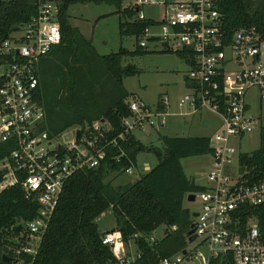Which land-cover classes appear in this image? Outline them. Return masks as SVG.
Segmentation results:
<instances>
[{
    "label": "built area",
    "instance_id": "1",
    "mask_svg": "<svg viewBox=\"0 0 264 264\" xmlns=\"http://www.w3.org/2000/svg\"><path fill=\"white\" fill-rule=\"evenodd\" d=\"M59 4L60 0H36V15L0 45V55L10 58L0 62V145L11 146L8 155L0 159V188L20 184L41 206L40 214L27 222V239L14 248V258L22 252H35L67 179L79 169L99 166L105 159L106 146L126 140L127 133L143 129L145 123L164 126L170 115L185 116L205 109L215 113L221 125L209 138L208 185L192 192L194 200L200 199L201 208L190 224L193 232L188 234V230L186 234V243L196 242V247L203 250L185 245L154 264H264V220L261 225L259 217L264 215V179L248 182L242 178L236 164L238 148L232 142L251 133L254 121L264 119V39L256 27L227 29L219 0H137L138 6L129 7L135 10V16L127 21L149 20L151 24L142 34L161 45L165 43L162 47L189 67L186 92L176 101L180 111H168L167 94L153 109L143 101L128 100L130 115L122 119L123 130L116 137L108 140L104 132L110 125L99 120L82 133L76 129L78 137L75 131L65 142L49 139L41 130L45 112L37 95L38 63L61 41L56 20ZM144 4L163 8L158 23L145 18L140 8ZM154 26L159 27L158 33L150 32ZM137 41L139 47L146 46L145 39ZM252 101L260 109L256 117L250 114ZM232 164L233 177L228 172ZM124 172L130 173L131 167ZM247 206L257 217L244 221ZM192 235L195 238L189 241ZM139 236L135 234L128 244L116 230L102 237V243L114 255L113 264H133L141 256L135 243ZM31 237L36 239L34 245L30 244ZM145 240L157 239L150 234Z\"/></svg>",
    "mask_w": 264,
    "mask_h": 264
},
{
    "label": "trees",
    "instance_id": "2",
    "mask_svg": "<svg viewBox=\"0 0 264 264\" xmlns=\"http://www.w3.org/2000/svg\"><path fill=\"white\" fill-rule=\"evenodd\" d=\"M74 1L60 0L56 20L61 41L37 66V95L45 112L41 130L49 139H56L71 126L82 133L93 121L104 120L110 125L104 132L109 140L123 130L122 119L130 115L129 93L123 78L135 75L137 69L134 64H122L123 58L145 52L137 40L151 22L119 21L121 37H136L135 49L129 51L120 46L116 52L99 54L91 40L70 24L68 8ZM82 1L114 3L116 13L135 16L134 9L121 7V0ZM219 11L227 29L254 26L264 39V0H219ZM36 12V0H0V45ZM2 61H10L9 56L0 55ZM126 137V140L118 139L115 145L106 146L105 159L99 166L79 169L67 179L35 252L20 253L15 258L18 263L3 260V241L9 239L24 244L26 224L40 214L41 206L20 184L0 188V264H113L115 259L110 247L102 243L106 233L101 235L103 231L96 223L108 209L114 215V229L125 244L135 234L142 235L135 239L141 256L133 264H154L186 245L192 219L183 207V200L188 193L204 187L191 185L181 159L210 154L209 137L160 135L161 148L144 144L132 132ZM10 149L11 146L0 145V159L6 157ZM140 152L153 153L156 165L130 183L105 181L109 174L133 167ZM116 156L120 157L119 161L115 160ZM236 164L242 168V178L248 182L264 179L263 138L257 149L238 151ZM245 209L244 221L257 217L252 207ZM259 217L263 225L264 215ZM160 225L167 227L163 237L154 242L146 241L145 236ZM173 225L175 230L170 229Z\"/></svg>",
    "mask_w": 264,
    "mask_h": 264
},
{
    "label": "rangeland",
    "instance_id": "3",
    "mask_svg": "<svg viewBox=\"0 0 264 264\" xmlns=\"http://www.w3.org/2000/svg\"><path fill=\"white\" fill-rule=\"evenodd\" d=\"M137 5V0H121L122 8H129ZM138 6V5H137ZM145 18L160 21L163 8L159 4H144L140 6ZM69 21L72 26L78 27L81 33L91 40L93 46L99 54H108L116 52L120 46L132 51L136 47V37L126 35L121 37L119 34V21L129 20L130 17L122 16L116 13L114 3L105 1H82L75 0L68 8ZM150 32L158 33L159 27L154 26ZM146 40L145 52L139 55L123 58L122 64H134L137 73L133 76L123 78V85L128 91L127 99H136L143 101L151 109L156 106L159 98L167 94L170 99L168 111H180L176 106V101L186 92L184 85L186 72L189 67L178 55L168 52L162 47L157 40L147 38L143 34L138 36ZM253 93H250V98ZM259 108L252 101L250 114L254 117L259 113ZM261 113L264 114V106L261 107ZM219 117L208 110H200L197 113L187 116L171 115L167 117L164 126H149L144 124L143 129H133L132 134L144 144H152L162 147L159 140L160 135L167 136H206L211 138L213 134L220 128L221 122ZM76 127L71 126L61 132L57 136V140L68 142L74 135ZM263 138L264 145V119L254 121V129L251 133L239 139H233L232 142L241 152H251L257 149ZM45 144V142H44ZM210 155L189 156L181 159L182 167L190 178L195 179V184L200 187L208 185L206 178L207 168L209 166ZM148 163L153 167L157 163L156 156L151 152H140L136 156V164L131 167V172L111 173L105 181H111L112 184H126L135 181L144 170L141 166ZM235 164L229 166L228 172L230 176H234ZM183 207L188 210L191 219H195L192 213L200 210L201 201L195 199L187 200V195L183 200ZM96 223L100 231L111 230L115 227V219L111 209L103 212L97 219ZM165 225H160L151 235L155 239L163 237ZM36 239L31 237L30 244L34 245ZM195 243H186L188 249L196 248L201 252V247H196ZM133 251V250H132Z\"/></svg>",
    "mask_w": 264,
    "mask_h": 264
},
{
    "label": "water",
    "instance_id": "4",
    "mask_svg": "<svg viewBox=\"0 0 264 264\" xmlns=\"http://www.w3.org/2000/svg\"><path fill=\"white\" fill-rule=\"evenodd\" d=\"M163 46H166L165 43L162 44ZM79 135V130H76V137H78ZM141 170H148L149 166L147 163H145V167L141 166L140 168ZM238 172L240 174L243 173V170L241 167H239ZM195 184V179L191 178V185ZM187 200L189 201H193L194 200V194L192 192L187 194ZM197 213L193 212L192 216H196ZM193 226V224L191 225V227ZM115 229H111V230H107L105 232H101V235H103L104 233H108V232H114ZM193 232V229L191 228L188 232V234H191ZM195 238V235H192L189 237V241H192ZM4 246H3V252H2V258L3 260L6 261H13L16 262L17 260L14 258V248L20 247L21 244L18 242H14L13 240H9V239H5L4 241Z\"/></svg>",
    "mask_w": 264,
    "mask_h": 264
},
{
    "label": "crops",
    "instance_id": "5",
    "mask_svg": "<svg viewBox=\"0 0 264 264\" xmlns=\"http://www.w3.org/2000/svg\"><path fill=\"white\" fill-rule=\"evenodd\" d=\"M184 83H185V81H184ZM185 85V84H184ZM157 104V103H156ZM171 112V111H170ZM171 113H176V112H171ZM176 115V114H175ZM171 116V115H170ZM185 116H187V115H185ZM219 120H220V118H219ZM220 122V121H219ZM148 164V163H147ZM210 164V163H209ZM143 167H145V164H143L142 165ZM148 166H149V164H148ZM151 167L149 166V169H150ZM148 169V170H149ZM144 171H147V170H144ZM112 229H114V227L112 228Z\"/></svg>",
    "mask_w": 264,
    "mask_h": 264
}]
</instances>
